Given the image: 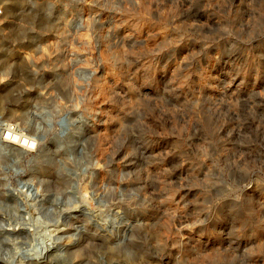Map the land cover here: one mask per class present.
<instances>
[{"label": "rangeland", "instance_id": "1", "mask_svg": "<svg viewBox=\"0 0 264 264\" xmlns=\"http://www.w3.org/2000/svg\"><path fill=\"white\" fill-rule=\"evenodd\" d=\"M6 1L0 155L8 132L38 148L3 166L0 262L67 264L68 236L122 264L137 228L136 264H264V0ZM41 153L69 177L56 206Z\"/></svg>", "mask_w": 264, "mask_h": 264}, {"label": "bare ground", "instance_id": "2", "mask_svg": "<svg viewBox=\"0 0 264 264\" xmlns=\"http://www.w3.org/2000/svg\"><path fill=\"white\" fill-rule=\"evenodd\" d=\"M50 108H52V107H50ZM48 132H49V130L45 129V131H43L42 133L48 134ZM1 133H3V132H1ZM1 140L5 145L11 146V147H17V149L10 156H1L0 155V175L4 172L3 166L6 165L9 161H11L12 158L17 157L18 155L21 154V152L22 153H30V152H33L34 150L36 151L38 148V143L37 144L34 143V141L32 139H30V138H28L25 135L20 134V133L8 132L7 136L3 135L1 137ZM54 156H55V153H54V155L53 154L47 155V154L41 153L37 157L34 156L35 158H33L32 166H31L32 169L29 168L32 171L31 174H32V177L34 179L37 176L42 178V180L39 182V187H41L40 190L43 192V197H44L43 200H46L48 202L47 204H49L50 207L56 206L57 201L55 202V199L58 198L56 193L60 194V195H64L65 191H67V189H69V186H68L69 185V182H68L69 177L63 172L61 166H57L53 163L52 158ZM19 158H21V157H19ZM19 160H21V159H19ZM10 163H8V164H10ZM36 179H40V178H36ZM51 194L56 195L55 196L56 198L53 199ZM16 202H17L16 198H14L12 195L8 194V192L4 191L3 184H2L1 178H0V211H4L5 213L6 212H12V213L18 212V209L16 207ZM10 203H12V205H10ZM25 206L28 208L27 205H25ZM64 206L65 207H63V209H59L57 211V213H58L57 215L63 216L64 219H70L71 220L72 219V217H71L72 212H69V210L67 208L68 206H70V204L68 205L67 202H65ZM28 210L31 211L30 212L31 215L34 214L31 210V208H28ZM9 215H10V213H9ZM11 215H14V213ZM130 217H132V216H129V218ZM6 218L0 215V222H4L6 220ZM55 223H57V222H55ZM66 223H68V222H66ZM81 225L83 227H85L87 230L92 231L91 233H93V235L97 236V232L94 231V229L89 227L87 224L82 223ZM72 228L73 227L71 225L69 229H72ZM133 229L134 230L130 233L131 235L127 241H125V242L119 241L116 244L115 249L110 248L111 254L113 255V257L117 258V261H120L122 264H136L138 261L136 258V255L138 253H141L143 258L146 257V253L144 252L145 246H146L145 241H144L143 237L140 236L139 230L137 228H133ZM60 233H63V232H60ZM66 238L68 240H67L66 244L64 245L65 246L64 250L65 251H67V250L72 251V255H71L72 257L69 259L67 264H101L97 259H95L94 257H91L90 256L91 254H89L85 249H82V248L76 249L75 248V246H76L75 241H73L70 237L67 236ZM48 249H50L49 250L50 252L53 253V251H54L56 253V251H55L56 249H54L53 247L52 248L48 247L47 250ZM110 249H108V250H110ZM0 264H4V263L0 262Z\"/></svg>", "mask_w": 264, "mask_h": 264}, {"label": "built area", "instance_id": "3", "mask_svg": "<svg viewBox=\"0 0 264 264\" xmlns=\"http://www.w3.org/2000/svg\"><path fill=\"white\" fill-rule=\"evenodd\" d=\"M7 7L6 0H0V30L3 24L6 22L5 9Z\"/></svg>", "mask_w": 264, "mask_h": 264}]
</instances>
